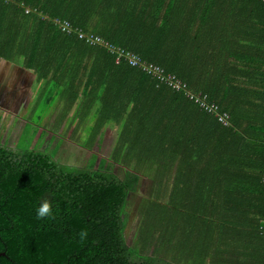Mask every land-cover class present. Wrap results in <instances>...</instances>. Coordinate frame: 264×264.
Segmentation results:
<instances>
[{
    "label": "trees",
    "instance_id": "1",
    "mask_svg": "<svg viewBox=\"0 0 264 264\" xmlns=\"http://www.w3.org/2000/svg\"><path fill=\"white\" fill-rule=\"evenodd\" d=\"M119 1L0 0V59L13 62L19 55L22 66L32 70L39 82L54 79L50 98L43 100L46 106L51 107L60 83L76 89L70 90L71 104L81 93L71 116L67 113L73 106L61 108L63 117H70L74 133L92 111L95 113V121L85 127L86 137L81 141L90 158L80 166L55 160L62 138L51 135L45 143L46 125L40 128L33 121L26 122L13 147L0 138V264H161L156 257L157 155L165 144L171 149L174 143L179 153L189 154L187 142L179 143L172 133L183 121L173 123L172 116L193 117L196 131H201L203 124L224 127L182 92L157 86L127 64H114L105 50L65 35L51 21L68 20L85 32L100 35L177 75L190 90L206 93L221 111L229 109L211 89L194 80L198 68L194 65L206 50L198 48L194 54L190 48L196 11L188 0H149L142 8L137 5L142 0H133V7L126 10L118 8ZM21 3L32 13L25 14ZM93 17L97 20L91 25ZM81 84H85L82 90ZM255 110L262 139L264 107ZM111 121L118 127L117 135L109 155L99 157L91 153L92 147ZM166 131L169 139H163ZM112 164L124 171L122 178L113 172ZM141 176L151 180L152 190L145 200L137 248L132 249L124 239L125 205L128 193L137 191ZM43 199L51 201L52 214L38 219L36 208ZM262 201L261 189L256 214L262 215ZM259 239L263 246L261 235ZM148 248L152 255L141 256L138 263L130 261L136 251L145 253ZM263 256L264 247L261 264Z\"/></svg>",
    "mask_w": 264,
    "mask_h": 264
},
{
    "label": "crops",
    "instance_id": "2",
    "mask_svg": "<svg viewBox=\"0 0 264 264\" xmlns=\"http://www.w3.org/2000/svg\"><path fill=\"white\" fill-rule=\"evenodd\" d=\"M234 1L237 2H187L196 11L190 48L194 54L198 48L206 50L202 60L194 65L198 67L194 80L202 88L211 89L223 106L229 108L224 110L232 113L231 126L217 129L212 124H203L201 131H196L193 117L172 116L173 123L183 121L176 134L172 133L179 143L187 142L189 154H183L182 150L179 153L174 143L171 149L165 144L157 155L156 257L161 264H261L264 247L258 233L261 215L255 213V208L259 210L261 205L262 139L255 109L264 107V4L255 0ZM148 2L142 0L137 5L142 8ZM133 3L120 0L118 8L130 9ZM96 20L93 17L91 25ZM22 61L19 55L13 62L0 59L2 82L15 83V87L22 85L23 90L32 92L27 96L31 102L26 106L50 98L48 92L54 90V79L39 82L32 70L22 66ZM84 86L81 84L80 90ZM58 87L50 106L57 108L55 114L59 115L63 113L61 108L77 106L81 93L76 103L71 104L70 90L76 89L66 83ZM36 92L41 94L35 95ZM16 94L11 98L20 95ZM94 114L92 111L77 129L84 134L82 138L86 137L85 127L95 121ZM11 120L18 124L17 119ZM19 120L23 125L18 138L25 124L23 119ZM2 121L6 123L5 118ZM109 130L115 133V139L118 127L113 121L101 132ZM77 131L69 133L79 136ZM164 138L169 139L168 131L164 132Z\"/></svg>",
    "mask_w": 264,
    "mask_h": 264
},
{
    "label": "rangeland",
    "instance_id": "3",
    "mask_svg": "<svg viewBox=\"0 0 264 264\" xmlns=\"http://www.w3.org/2000/svg\"><path fill=\"white\" fill-rule=\"evenodd\" d=\"M29 13H32V11ZM2 77L0 78V138H3L6 145L13 147L16 144L20 128L23 125V122L19 120L21 118L25 123L33 121L40 128H44L46 125L44 134L45 143L50 139L51 135L62 138L58 150L55 153V160L57 162L69 166H80L86 158H90L89 151L83 148L81 144L84 138L81 137L84 135L82 131H77V135L79 136H72L69 133V130H73L69 116L66 115L63 117L62 113L59 115L58 113L55 114L58 109L54 110V108L46 106L43 104V100L36 101V104L34 102L32 106H26L25 104L31 102L27 100V96L30 97L32 92L23 90L22 85L15 87V83H4L2 82ZM14 92L20 95L11 98ZM38 94H41V92L35 93V95ZM73 111L74 108L70 110L72 113ZM4 115L6 117H2ZM4 118L6 119V123L2 124V119ZM11 119H17L18 124H14ZM98 136L95 139L91 153L105 158L112 149L111 146L115 140V133L110 130L108 132L100 131ZM112 170L119 178L123 177L124 171L121 167L112 164ZM151 190L152 183L150 180L141 176L137 191L128 193L126 198L124 214L126 228L124 231V239L126 244L132 249L137 248L138 229L143 219L145 200L149 198ZM152 251V248H148L145 253L138 250L136 251L137 254L133 255L130 261L138 263L141 256L152 255Z\"/></svg>",
    "mask_w": 264,
    "mask_h": 264
},
{
    "label": "built area",
    "instance_id": "4",
    "mask_svg": "<svg viewBox=\"0 0 264 264\" xmlns=\"http://www.w3.org/2000/svg\"><path fill=\"white\" fill-rule=\"evenodd\" d=\"M260 1L264 2V0ZM19 6L24 9L26 14L32 11L30 8L24 6L23 3ZM45 18L46 17H44V19ZM51 21L65 35L75 36L77 39L82 40L90 47L105 50L112 57L114 64H127L132 68H136L144 75L149 76L157 84V86H165L175 92H182L188 100L195 103L200 110H203L208 114H212L220 125L224 127L230 126V115L228 112L221 111L218 104L213 101L210 102L206 93L190 90L186 82L182 81L177 75L167 72L160 65L146 61L140 58L136 53L121 46H117L100 35L85 32L83 29L72 25L68 20L52 19ZM262 154L263 160L261 166L260 184L263 194V212L260 220V235L264 240V131L262 134Z\"/></svg>",
    "mask_w": 264,
    "mask_h": 264
},
{
    "label": "clouds",
    "instance_id": "5",
    "mask_svg": "<svg viewBox=\"0 0 264 264\" xmlns=\"http://www.w3.org/2000/svg\"><path fill=\"white\" fill-rule=\"evenodd\" d=\"M52 214V203L48 199H43L40 201L36 208V216L38 219H43L45 217H48ZM86 235V233L81 234Z\"/></svg>",
    "mask_w": 264,
    "mask_h": 264
}]
</instances>
